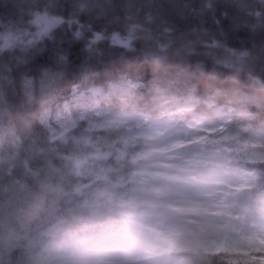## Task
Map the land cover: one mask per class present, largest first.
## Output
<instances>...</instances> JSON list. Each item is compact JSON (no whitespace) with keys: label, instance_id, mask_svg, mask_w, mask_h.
Wrapping results in <instances>:
<instances>
[{"label":"clouds","instance_id":"obj_1","mask_svg":"<svg viewBox=\"0 0 264 264\" xmlns=\"http://www.w3.org/2000/svg\"><path fill=\"white\" fill-rule=\"evenodd\" d=\"M0 264H264V0H0Z\"/></svg>","mask_w":264,"mask_h":264},{"label":"trees","instance_id":"obj_2","mask_svg":"<svg viewBox=\"0 0 264 264\" xmlns=\"http://www.w3.org/2000/svg\"><path fill=\"white\" fill-rule=\"evenodd\" d=\"M49 65V61H47V59H45V58H40V59H38L36 62H35V66L32 68V70L30 71V73L29 74H36V73H38V68L40 67V66H48ZM75 69H74V67L72 68V69H69V72L71 73L72 71H74ZM12 75H13V77L14 78H17L18 79V73L17 72H13L12 73Z\"/></svg>","mask_w":264,"mask_h":264}]
</instances>
